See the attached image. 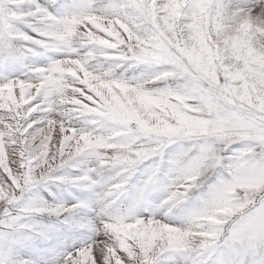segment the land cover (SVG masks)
Listing matches in <instances>:
<instances>
[{
  "label": "snow or ice",
  "instance_id": "1",
  "mask_svg": "<svg viewBox=\"0 0 264 264\" xmlns=\"http://www.w3.org/2000/svg\"><path fill=\"white\" fill-rule=\"evenodd\" d=\"M0 264H264V0H0Z\"/></svg>",
  "mask_w": 264,
  "mask_h": 264
}]
</instances>
